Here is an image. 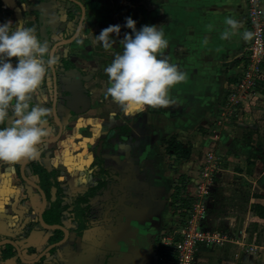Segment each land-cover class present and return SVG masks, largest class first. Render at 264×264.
<instances>
[{"label":"crops","instance_id":"obj_1","mask_svg":"<svg viewBox=\"0 0 264 264\" xmlns=\"http://www.w3.org/2000/svg\"><path fill=\"white\" fill-rule=\"evenodd\" d=\"M79 1L86 12L89 3H87V0ZM46 2L47 0H0V24L11 20L14 24L13 27H15L17 22H23L25 27L34 28L35 35H37L38 30L34 11L41 9L47 11ZM239 3H243L246 15V0H140L138 6L142 10L146 25H156L161 28L169 42L168 47L165 49L166 52L163 50V53L166 54L163 59L176 64L186 74V79L170 89L169 98L173 102L167 107H163L166 108L165 112L157 114L155 111L151 113L146 111L142 120L136 123L134 133L139 138L131 145V148L132 139L130 137L126 138L124 144L126 149H129L128 152H125L126 155L143 156L139 166L131 164V168L125 170L129 172L131 182H119L115 185L113 183L108 184L103 195L94 201V204L98 201H104V210L100 211L103 212L104 217L109 213L108 207L113 205L118 208V213H113V215L117 216L118 221L108 224L98 221L93 227L83 231L82 236L75 244L74 241H71L69 244L62 246L58 253L48 256V260L56 257L59 264L160 263L159 260L163 258L162 252H159L160 250L156 251L157 245L154 239L159 235L160 229L164 228L170 221L172 202L170 196L173 188L176 186L180 187L179 178L181 176L185 177L187 187L189 190H193L203 161L202 158L196 157V155L200 156L202 153L216 150L217 153L228 152L237 156H245L249 159L255 153L252 147L254 145L253 142L248 145L246 140L239 139L229 126L217 127L212 132L213 135L211 134V131L215 129L212 128V124L217 116L218 104L215 93L216 87L214 84L208 83V80L215 79L212 77L213 72L216 71L217 67L222 66L218 64L219 60H229L235 54H240L246 42L243 38V33L248 31V29L241 14L243 11L240 8L236 9V4ZM227 17L236 19L240 24V28L234 30L229 39L222 40L220 34L228 27L225 24ZM196 24L204 28L205 34L208 36L214 34L216 38L214 40L215 45L200 50L199 54L201 59H203V63L199 60L192 62L194 58L196 59V53L190 51L187 46V43L191 41L192 33L193 35L197 34L191 28L196 26ZM84 28L85 20L79 35L82 34ZM75 43L74 41L71 44ZM179 44L182 46H178ZM61 49L59 48L56 53L58 54ZM71 61L73 67L78 69L79 65L77 62ZM183 62H185L184 66H181ZM189 63H191L192 68ZM227 65L230 66V63ZM67 74L69 78L77 76L75 70ZM91 87L92 84H84V89L90 96L92 103ZM123 113L129 119L134 112L126 113L123 111ZM156 120L159 123H155L152 126V122ZM7 122L5 121V123ZM155 133L160 135V138L152 143L150 135ZM171 136H176L178 143L189 146L191 148V156L185 161H176L172 157L169 162L173 165L169 169L167 168L166 159L168 156H166L162 145L163 140L169 139ZM254 162L255 164L252 167H244L240 163L232 171L220 167L219 173L222 174L218 178H222V175L225 177L229 175L226 177L225 182L222 180L223 183L228 184L232 183L229 181H232L234 176L241 177L244 180L239 182L236 187L245 189L248 186L249 188L252 184H255L249 179L253 173V168L259 166L258 161ZM75 170L77 168L71 170V185L74 188L73 192L78 191L79 193L81 186L83 191L87 187L85 188V181L80 173H73ZM12 179L9 168L3 173L0 172V236L8 233L5 231L4 223L10 224L15 214L21 213L18 208L23 209L26 206L32 207L36 205L35 198H32L29 203L22 202L20 204L17 198L11 197L9 194L10 190L6 184L12 182ZM58 180L59 182L61 180L59 176ZM112 189L116 191L114 196H112ZM110 195L112 196L111 199ZM257 195L264 197L261 192H258ZM253 196L250 195L248 197L246 210L240 213L236 208H232V212L228 211L226 216L218 217V227L214 233H218L220 236L233 235L237 223H240V239L236 241L226 239L225 241L229 245H237L243 241L248 242L245 238V230L248 225H257L260 221H264V219H260L250 212L251 204L263 205L264 203L263 198ZM112 200L114 204H112ZM66 202L67 200H64V203ZM95 214L98 215V211ZM98 217L102 216L98 215ZM68 220L65 215L61 219L66 226H69ZM257 235H261L264 239V231L261 232L258 229V225L253 233L252 242L256 247L264 249L263 246L259 245L260 243L255 244ZM28 236L29 244H32V247H36L41 239V233L32 230ZM151 239L153 240L152 242L150 241ZM162 247L163 244L161 243V249ZM201 248H198L197 253H199ZM221 263L225 262L221 261Z\"/></svg>","mask_w":264,"mask_h":264},{"label":"rangeland","instance_id":"obj_2","mask_svg":"<svg viewBox=\"0 0 264 264\" xmlns=\"http://www.w3.org/2000/svg\"><path fill=\"white\" fill-rule=\"evenodd\" d=\"M87 3H89V5H87L88 11L86 9V17L84 19L85 28L82 34L75 40V44L64 46L56 57L58 58V62H61L62 58L77 62L79 68L76 72L80 76L81 83L83 85L86 83L92 84L90 93L93 95V100L90 111L85 114H70L67 116L66 107L64 105L65 99L63 97L65 94L62 95L58 110L60 115L65 121H67V123H65L64 134L61 136L60 141L55 144L38 146V159H33V161L37 163L42 162V164H45L44 161L47 160L49 162L48 164L51 166L53 165L56 168L58 176L61 178V197L66 198V200L70 198L68 197L69 195L78 193V191L73 192L74 188L71 185V170L73 168H77L73 173L76 174L79 172L84 179L85 188L91 186L92 183L97 182L99 179L98 177L102 175L99 171L100 161H102L105 169L103 175L108 179L107 182L109 184L113 183L115 185L119 182H131L129 172H126L125 170L127 168L130 169L131 164L139 166V162L143 156H127L125 152H128L129 149H126L124 142L127 137H130L132 139L130 144L131 148V145H133L139 138V136L134 133L135 125L142 120L146 111H148V113L155 111L157 114H162L166 111V108L163 107L152 108L146 106L143 110L135 111L133 115L131 114V117L127 119L119 105L114 103L111 97L106 98L105 96L106 89L110 86L105 68L111 64L117 53L122 54L123 46L120 43V40L123 39L124 34H133L131 29L124 26L126 24V18L131 17L136 21L137 30H140L146 25L142 10L140 6H138L140 0H87ZM46 6L48 15L46 16V27L50 28L47 45L50 49V46L54 42H57L62 38H67L74 33L80 17V10L73 4L63 0H47ZM262 6L264 8V0H262ZM239 8L243 11L241 14L244 17V22L247 26L243 3L236 4V9ZM38 14L39 10L34 11L36 28L38 30L36 36L44 43V39L41 38L39 33V24L37 21ZM110 25H120L121 32L119 37L115 36V34L111 35L110 39H114L116 43L113 44L109 50H105L102 42H96V35H99L103 29ZM191 28L197 32L196 35H193L192 33V36L190 37L191 41L187 43L189 50L196 53V59L194 58L192 62L199 60L203 63V59H201L199 54L200 50L215 45L214 40L216 38L214 34H211V36L205 34L204 28L199 27L197 24ZM247 29L250 32L248 26ZM250 42L251 39L244 43L240 54H235L229 60H219L220 62L218 64L222 66L217 67L216 71L213 72L212 77L215 79L208 80V83L214 84L216 87L215 93L218 104L217 116L212 124V128L215 129L211 131V134L217 129V127L229 126L239 139L247 140L246 136L248 131L256 132L257 134L252 136V142L254 144L252 147L255 152L258 148L257 141H261L263 148V153L260 155L261 157L264 156V94L262 93L264 85L260 88V94L253 96L251 99L248 97L244 98V96L237 98L239 99L237 105H233V103L229 101L227 94V88L231 83L230 80H235V78H238L241 74L239 62L245 61V56L249 51ZM178 46L182 45L179 44ZM164 51L166 52L165 49ZM176 52L174 53L176 54ZM165 55V53H162L158 58H165ZM45 59H47V57H45ZM13 63H15V60H13ZM184 63L185 62H183L181 66H184ZM228 63H230V66L227 65ZM189 64L191 66V63ZM48 80H50L49 72L43 82L46 83V86L39 88L37 92L32 95L30 104L43 107L49 112L50 88L47 86L49 85L47 84ZM196 82H198V80H196ZM47 121H49V119H47ZM155 123L159 122L157 120L152 122V126H154L153 124ZM124 127H129L130 130L128 132L117 131L118 128ZM45 128L48 132V135L46 136L48 138L53 137L57 132V129L51 123ZM150 138H152V143H154L160 138V135L155 133L150 135ZM102 140L105 141L106 144L100 146ZM98 146L100 147L97 150ZM162 147L165 148V145L163 144ZM210 155L213 158H216L215 163L219 168L224 167L232 171L240 163H242L244 167H248V165H246L247 158L245 156H237L228 152L217 153L216 150L204 154L202 153L200 156L196 155V157L202 158L203 160L200 166H202L203 162L206 158H209ZM166 156L168 155L166 154ZM253 157L254 154L249 159H252ZM260 157L256 158L258 159L256 161H258L257 163L259 166L253 168V173L249 178L251 182H255V184H252L249 188L248 186H246L245 189L236 187L239 182L244 180L241 177L234 176L233 180L229 181L232 183L228 184L223 183L222 180L225 182L227 179L226 177L229 175H226V177L222 175V178L215 179L214 185L211 188L212 195L210 196L212 209L208 211L206 218L208 223V227L206 226L208 228V233L213 235L215 232L218 227V217L222 218L226 216L228 211L232 212V208H236L241 213L243 210H246L248 197L250 195H256L258 192L264 194V160ZM100 158L103 160L99 161ZM166 159L167 168L171 169L173 164L169 161L172 160V157L168 156ZM19 163L20 161L16 163L0 161V172L3 173L7 168H12L13 174H15L14 166ZM200 171L201 170L199 169L196 180L199 178ZM221 174L222 173H219L218 176ZM124 175L126 176L123 177ZM176 190L179 191L178 186L172 189L170 196V199L172 200L170 221L164 226V228L160 229L161 231L159 235L154 239V242L157 245L156 251L160 250L159 252H162L163 257L159 260L160 263L157 262V264H165L169 261V259H164L163 248L161 249V241L162 239H165L164 235H170L173 231L178 230L180 228L179 220L187 215L186 212L180 214L179 218L174 215L175 206L173 202L179 195ZM81 191H83L82 186L80 192ZM115 194L116 191L112 189V196ZM63 200L64 199H62V201ZM103 204L104 201H98L95 204L93 203L89 211L91 212L89 218L91 217L92 219L94 218L97 221L107 224L117 222V216L113 215V213H118L119 209L113 205L108 207L109 213L104 217L103 212H100L104 210ZM112 204H114V201ZM182 205L184 207L183 203ZM97 211L98 215L102 217H98V215L95 214ZM257 225L258 229L263 232L264 221H260ZM239 226L240 223H237L233 235L221 236V242L215 240L206 245H201V250L199 253L196 252L195 254L197 264H264V249L256 247L252 240L250 242H239L237 245H229L226 243V239H232L235 241L240 239ZM259 245L264 248V239L262 237ZM204 260L207 262H204ZM221 261L225 263H221Z\"/></svg>","mask_w":264,"mask_h":264},{"label":"clouds","instance_id":"obj_3","mask_svg":"<svg viewBox=\"0 0 264 264\" xmlns=\"http://www.w3.org/2000/svg\"><path fill=\"white\" fill-rule=\"evenodd\" d=\"M225 24L228 27L220 34L222 40L240 28L232 17H227ZM13 25L11 20L0 24V124L9 122L0 128V161L6 163L38 158V145L48 135L44 125L49 112L38 105L30 107V101L58 63L49 46L35 35L34 28L25 27L23 22ZM124 26L134 35L124 34L120 40L122 54L117 53L105 68L110 85L106 98L111 97L126 113L146 106L167 107L173 102L170 89L183 82L186 74L176 64L158 58L169 43L164 31L156 25L137 30L131 17L126 18ZM120 32V25H110L96 35V42H102L103 48L109 50L116 43L111 35L119 37ZM252 37V32L244 31V40Z\"/></svg>","mask_w":264,"mask_h":264},{"label":"flooded vegetation","instance_id":"obj_4","mask_svg":"<svg viewBox=\"0 0 264 264\" xmlns=\"http://www.w3.org/2000/svg\"><path fill=\"white\" fill-rule=\"evenodd\" d=\"M80 15H81V12H80ZM63 47L64 46L60 48H63ZM56 52H55V56H57ZM65 62H67L70 66L66 68L64 66ZM54 69L56 73V92H57L56 112H57V116L61 124L64 126V130L62 133L63 135L65 131V123H67V121H65V119L60 115V112L58 110V108L60 107L59 103L62 100V95L65 94V96L63 97L65 99L64 105L66 107L67 116L70 114H77V112H79L82 109L80 105L81 104L85 105L86 99L90 101V106L87 112L90 111L91 100H90V96L88 95L87 91L84 89V85L81 83L80 76L76 72L77 69L73 67L71 60H68L67 58H62L61 62H58L57 65L54 67ZM74 70L77 76L69 78L67 73L68 72L70 73V71H74ZM49 77H50V80H48V83H47L49 85L47 86L50 88V107H49V115L45 117L46 123L44 127H48V125H50L51 123L57 129L56 134L53 137L49 138V139H52L57 135L58 127L56 126L54 122V117L52 114V103L54 99V83H53V77H52L51 70H49ZM74 83L79 84L80 88L85 91L84 94L86 97L82 96L81 102L80 103L76 102V104L72 106V109L74 110V112H71V108L68 107L67 102L71 100V93L74 91V88H75ZM43 86H46V83H42L40 88ZM32 106L33 105L30 104V107ZM47 119H49V121H47ZM121 129L122 128H118L117 131L122 132ZM44 138H48V137H44ZM60 138L57 142L60 141ZM55 143H52V144H55ZM105 144L106 142L103 140L100 142V146H103ZM42 145H46V144H40L38 146H42ZM100 146H98L97 150L99 149ZM100 160H103V159L100 158L99 161ZM21 161L22 160H20V163ZM44 162L45 164H42V162L37 163L33 161V159H28V163L25 166V175L28 179L33 181V183H35L43 191L46 197L47 204L42 214V218L44 222L49 226L58 225L62 227L64 230L67 231V236L65 238V234L62 230H58V229L46 230L40 225L39 220H38V211L42 204V196L36 188L30 186L29 184H27L21 179L20 174H19V165H20L19 163L18 165L14 166L15 174H13L12 168H9V171L12 174V178H13L12 182H8L6 184L10 190L9 194L11 195V197L17 198V201L20 204L22 202L29 203L32 200V198L33 199L35 198L36 205L32 207L26 206L23 209L18 208L20 209L19 211L21 213L15 214V217L11 221L10 224L4 223L5 231L8 233L0 236V263L1 264H32L33 262H34L33 264H59L56 257L51 260H48L47 259L48 256H51L55 254L56 252L58 253V251L61 249L62 246L69 244L71 241H74V244H75V242L78 239H80V237L82 236L83 231L93 227L94 224L98 222L94 218L93 219L91 217L89 218V215L91 214V212L89 211L95 199L103 195V192L106 190L109 184L107 182L108 179L103 175L105 173V169L103 167L102 161L99 162V171L102 173V175L98 177L99 178L98 181L93 183V185L88 186L82 192L76 193L74 195H69L68 197L70 198L67 200L66 203H64V200L66 199L61 197L62 185H61V182H59L58 180V173H57L56 168L53 165L51 166L50 164H48L49 162L47 160H45ZM41 168L44 169V171L47 174L48 173L53 174L55 176V179L50 177L49 178L50 182H42L39 173L35 172L36 169L39 170ZM99 182H104V186H102L99 190L95 191L94 193L88 194V192L91 189L97 187ZM80 198H85V200H80ZM62 199L64 200L62 201ZM53 204H56V211L50 212L49 210ZM64 215L66 219H69L68 220L69 226L64 225L61 221ZM78 215L79 216L81 215L84 221V224H85V227L82 230H79L78 228V222L76 219ZM32 230H35L41 233V239L39 240L38 245L36 247H32V244H29L28 238H27L29 237L28 235L30 232H32ZM63 240L64 242H62L59 245H56ZM150 241L152 242L153 240L151 239ZM50 246H53V247L49 249L48 251H46L47 248ZM39 256L41 257L39 260H37Z\"/></svg>","mask_w":264,"mask_h":264},{"label":"built area","instance_id":"obj_5","mask_svg":"<svg viewBox=\"0 0 264 264\" xmlns=\"http://www.w3.org/2000/svg\"><path fill=\"white\" fill-rule=\"evenodd\" d=\"M246 22L253 37L245 61L239 62L241 74L235 78L227 88L228 99L237 105L241 96L251 99L260 94L259 82L264 77V8L262 0H246ZM216 158L211 155L203 162L199 178L193 190L187 185L185 190L178 192L179 198L186 204L175 203L174 212L178 218L183 212L186 216L179 220V229L170 235H164V259H169L165 264H197L195 254L201 245L212 241L221 242L218 233L210 234L207 231V213L211 208V188L218 178L219 166ZM184 214V213H183ZM183 223V224H181ZM207 226V227H206Z\"/></svg>","mask_w":264,"mask_h":264},{"label":"water","instance_id":"obj_6","mask_svg":"<svg viewBox=\"0 0 264 264\" xmlns=\"http://www.w3.org/2000/svg\"><path fill=\"white\" fill-rule=\"evenodd\" d=\"M63 1L70 2V3L78 6L79 9H80L81 15H80V19L78 21V24H77V27H76L74 33L69 38L62 39V40L54 43L51 46L50 53L52 55H55V52H56V50L58 48H60L62 46L69 45V44L73 43L78 38V36L80 34V31H81V28H82V25H83V21H84L85 15H86L84 6L82 5V3L80 1H78V0H63ZM46 16H48V15H47V11L45 9L39 10V17L37 19L38 24H39V27H38L39 28V33H40L41 38L44 39V43L47 44L48 43V32L50 31V28L46 27V24H47ZM51 73H52L53 83H54V99H53V103H52V114H53V117H54V122H55L56 126L58 127V133L52 139L43 138L41 144H52V143L57 142L59 140V138L61 137V135L63 133V130H64V126L61 124V122H60V120H59V118L57 116V112H56V100H57L56 94H57V92H56V73H55V69H52ZM74 86H75L74 91L71 93V100H69V102H67L68 107L71 108V112H74V110L72 109V106L74 104H76V102L80 103L81 102V97L85 96V94H84L85 91L80 88L79 84L74 83ZM80 106L82 107V109L79 112H77V114H84L89 109L90 101L86 99L85 105L81 104ZM8 124H9L8 122L5 123V127H7ZM27 163H28V159L27 158L22 159V161H21V163L19 165V174H20L21 179L24 182H26L30 186L36 188L38 190V192L42 196V204H41V207H40V209L38 211V220H39L40 225L46 230H56V229L62 230L64 232L65 238H66L67 231L64 230L62 227H60L58 225L49 226V225H47L44 222V220L42 218V214H43V212H44V210L46 208V204H47L46 197H45L43 191L35 183H33V181H31L30 179H28L26 177V175H25V166H26ZM62 242H64V240L61 241L60 243L56 244V245H59ZM52 247L53 246L48 247L46 251H48ZM41 256H39L37 260H39Z\"/></svg>","mask_w":264,"mask_h":264},{"label":"trees","instance_id":"obj_7","mask_svg":"<svg viewBox=\"0 0 264 264\" xmlns=\"http://www.w3.org/2000/svg\"><path fill=\"white\" fill-rule=\"evenodd\" d=\"M65 35V34H64ZM64 66L67 68L69 67L70 65L65 62ZM231 82L234 81V79L230 80ZM264 85V77L260 80L259 82V86L262 87ZM262 93L264 94V88L262 90ZM5 127V123L4 124H0V128H3ZM129 131V128H122L121 131L122 132H125V131ZM257 134L256 132H253V131H248L247 132V136H246V143L248 145H250V143L252 142V136ZM163 144L165 145V153L170 156V157H173L176 161H185V160H188L191 156V148L189 146H186L182 143H178L177 142V138L176 136H171L169 139H166V140H163ZM257 150L255 151L254 153V157L251 159H247V165L252 167L254 166V161L258 160L256 159L257 157H260V155L263 153V148H262V143L261 141H257ZM262 160H264V156H261L260 157ZM36 173H39L40 175V178H41V181L42 182H50L49 181V178L52 177L55 179V176L53 174H47L44 169H36L35 171ZM180 187H179V192L185 190V186H186V179L185 177H180ZM102 186H104V182H99L97 187L91 189L88 194H92L94 193L95 191L99 190ZM178 191V190H177ZM178 195V194H177ZM176 197V195H175ZM253 197H256V198H263V196H260V195H254ZM80 200H85V198H80ZM175 203H183L184 205L186 204V202L183 200V199H180L179 198V195L178 197H176V199L174 200L173 204ZM50 212H55L56 211V204H53L49 210ZM83 211V210H82ZM250 212L254 215V216H257L258 218L260 219H264V203L263 205H260V204H251L250 206ZM77 219V222H78V228L79 230H82L84 229L85 227V224H84V221L81 217V215L77 216L76 217ZM232 223V222H231ZM256 224H250L248 225V227L246 228L245 230V238L247 239V241H251L252 240V237H253V233L255 232L256 230ZM261 241V235H257L256 237V240H255V243H260Z\"/></svg>","mask_w":264,"mask_h":264}]
</instances>
